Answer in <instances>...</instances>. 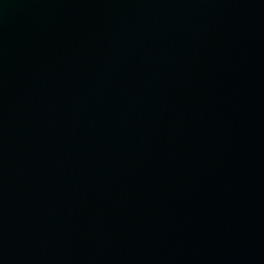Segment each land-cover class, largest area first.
I'll return each instance as SVG.
<instances>
[{"label":"water","instance_id":"obj_1","mask_svg":"<svg viewBox=\"0 0 264 264\" xmlns=\"http://www.w3.org/2000/svg\"><path fill=\"white\" fill-rule=\"evenodd\" d=\"M0 264H264V0H0Z\"/></svg>","mask_w":264,"mask_h":264}]
</instances>
